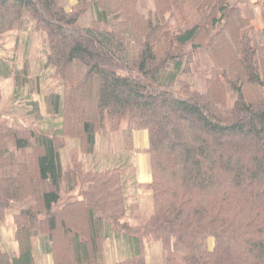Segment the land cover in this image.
<instances>
[{
  "label": "trees",
  "instance_id": "trees-1",
  "mask_svg": "<svg viewBox=\"0 0 264 264\" xmlns=\"http://www.w3.org/2000/svg\"><path fill=\"white\" fill-rule=\"evenodd\" d=\"M244 2L0 0V37L30 20L46 43L35 74L27 56L21 68L0 59V82L12 80L10 102L24 108V124L0 119V224L12 210L17 247H0V264H36L43 246L51 264H107L114 234L127 258L113 264H147L146 241L164 264H264V28ZM49 78L57 85L40 97ZM136 132L148 134L152 178L140 226L124 170L94 159L84 169L99 138L118 134L134 151Z\"/></svg>",
  "mask_w": 264,
  "mask_h": 264
},
{
  "label": "rangeland",
  "instance_id": "rangeland-1",
  "mask_svg": "<svg viewBox=\"0 0 264 264\" xmlns=\"http://www.w3.org/2000/svg\"><path fill=\"white\" fill-rule=\"evenodd\" d=\"M70 5L75 3V0H68ZM259 3V7L252 9L249 8V11L244 9L245 15L249 18L252 17L253 20L257 19V26L264 27V0H253ZM242 3V7L245 6ZM92 20L91 15L87 14L85 17L81 18L79 23L81 26H87L89 22ZM30 20L26 21L23 25L22 30L18 32H12L9 35H5L3 38L0 37V59H3L5 63H8L10 59L14 58L15 64H17L20 68L23 64V59L28 60L30 65V70L32 74H35L38 71L37 66L41 63L44 57V50H46L45 43V34L44 33H35L31 29ZM27 38H30V44L27 45ZM19 41V43H18ZM17 45L18 48L15 46ZM199 62L200 69L197 72V78L195 79V83L198 86L200 91H203L204 86H202V81L204 80L207 73L209 72V60L204 52H200L199 54ZM39 67V66H38ZM45 75H49L48 72H45ZM74 75L76 77L77 71H74ZM201 79V80H200ZM56 80L53 78H49L47 81L43 82L41 85L42 92L40 97L47 95L56 87ZM12 80H2L0 82V91H1V101H0V119H5L8 121L10 125L13 124H22L24 115L23 104L13 105L10 100L12 96ZM203 87V88H202ZM229 102L230 105L233 101V95L228 91ZM34 100H40L38 95H35ZM41 110L44 112V105L40 100ZM85 105V104H84ZM83 106V105H82ZM81 106V108H82ZM16 107V108H14ZM15 109V110H14ZM80 109V108H79ZM81 110V109H80ZM24 124V123H23ZM77 145L76 140L68 139L67 140V148H72ZM143 147V146H141ZM144 150L135 151L137 154H143ZM68 149L63 152V159L67 160L69 157ZM134 151H128L124 148L121 138L118 134H110L108 138H99L98 144L96 146L95 154L92 157L85 158V170H89L90 166L93 165L90 159H94L95 164L98 166L97 169H113V168H122L124 170L123 175V187L126 194L130 195L132 201H138L140 203V216L139 220L132 221V225L140 226L145 223L153 213V203L151 198V193L147 192L146 194H142L140 192L143 190L142 188L135 185L137 182L138 170L135 169V161L133 160ZM89 165V166H88ZM148 165V164H147ZM146 172V165L143 168ZM146 169V170H145ZM149 197V198H148ZM27 206V204H26ZM13 211L9 210L6 214L5 220L0 224V247L2 250L8 254H14L17 252L16 243L14 242V224H13ZM77 225H83L84 223H80L78 221L75 222ZM60 241V240H59ZM125 238L123 236H119L117 240L116 234L112 235L109 238L105 239V262L107 264H113L115 262L121 261L127 258V253L123 252L125 250L124 243ZM212 245V242H209V246ZM44 247V246H43ZM39 248L35 251L36 264H51L50 257L44 253V248ZM117 247L122 250V253L117 255ZM116 249V250H115ZM111 254H109V252ZM144 255L146 258L147 264H164V254L161 249V245L158 242L154 241H146L144 243Z\"/></svg>",
  "mask_w": 264,
  "mask_h": 264
},
{
  "label": "crops",
  "instance_id": "crops-1",
  "mask_svg": "<svg viewBox=\"0 0 264 264\" xmlns=\"http://www.w3.org/2000/svg\"><path fill=\"white\" fill-rule=\"evenodd\" d=\"M264 4V3H263ZM245 6L242 7L241 5V8L244 10L246 9L247 11H249L248 9V6L249 8L252 7V9H255V8H258L259 6V3L256 1H253V0H247V3L244 4ZM248 5V6H247ZM250 17V16H249ZM251 22L252 24L257 27V28H261V27H258L257 24V19L253 20V18L251 17ZM264 28V27H262ZM9 80V79H7ZM13 84V82H12ZM13 87V85H12ZM12 92H13V89H12ZM133 146H134V156H133V160L135 161V169L138 170V176H137V182L135 183L136 186L140 187V185H146V184H149L151 182V174H150V165H149V157L147 154L143 153V154H137L135 151H138V150H145L148 148V134L147 132H136L134 133V136H133ZM143 146V147H141ZM148 164V165H147ZM146 165V172L144 171V167ZM140 192H142V194H146L147 195V192H150L148 190H141ZM149 198V197H148Z\"/></svg>",
  "mask_w": 264,
  "mask_h": 264
}]
</instances>
